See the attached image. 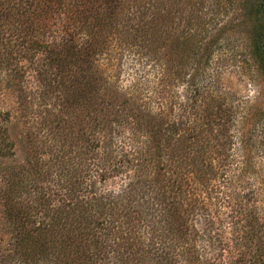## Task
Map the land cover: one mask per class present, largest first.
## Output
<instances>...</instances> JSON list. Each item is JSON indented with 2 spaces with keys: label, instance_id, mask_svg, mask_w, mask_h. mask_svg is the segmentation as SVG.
<instances>
[{
  "label": "trees",
  "instance_id": "16d2710c",
  "mask_svg": "<svg viewBox=\"0 0 264 264\" xmlns=\"http://www.w3.org/2000/svg\"><path fill=\"white\" fill-rule=\"evenodd\" d=\"M1 93L0 264H264V0H0Z\"/></svg>",
  "mask_w": 264,
  "mask_h": 264
},
{
  "label": "rangeland",
  "instance_id": "374dc122",
  "mask_svg": "<svg viewBox=\"0 0 264 264\" xmlns=\"http://www.w3.org/2000/svg\"><path fill=\"white\" fill-rule=\"evenodd\" d=\"M231 36L232 37H239L237 34H231ZM26 76L29 80H31V73L26 74ZM249 90H250L251 98L253 100L254 98L257 97V93L259 92V90H258V88L256 90L253 88H250ZM14 101H15V99L9 93H4V94L1 93V95H0V107L1 108L10 109V107H12V106L15 107ZM22 130H23V128L21 125H16L14 127V133H17L19 131L21 133Z\"/></svg>",
  "mask_w": 264,
  "mask_h": 264
}]
</instances>
